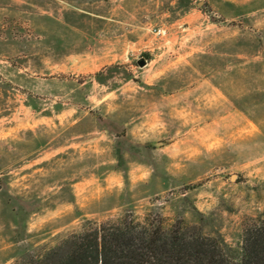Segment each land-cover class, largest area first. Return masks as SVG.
I'll list each match as a JSON object with an SVG mask.
<instances>
[{
	"label": "rangeland",
	"instance_id": "obj_1",
	"mask_svg": "<svg viewBox=\"0 0 264 264\" xmlns=\"http://www.w3.org/2000/svg\"><path fill=\"white\" fill-rule=\"evenodd\" d=\"M126 212L264 220V0H0V264Z\"/></svg>",
	"mask_w": 264,
	"mask_h": 264
},
{
	"label": "trees",
	"instance_id": "obj_2",
	"mask_svg": "<svg viewBox=\"0 0 264 264\" xmlns=\"http://www.w3.org/2000/svg\"><path fill=\"white\" fill-rule=\"evenodd\" d=\"M18 264H264V220L248 227L234 249L183 220L166 228L159 219L126 212L104 222L87 220L81 231Z\"/></svg>",
	"mask_w": 264,
	"mask_h": 264
},
{
	"label": "water",
	"instance_id": "obj_3",
	"mask_svg": "<svg viewBox=\"0 0 264 264\" xmlns=\"http://www.w3.org/2000/svg\"><path fill=\"white\" fill-rule=\"evenodd\" d=\"M138 63L141 67H143L147 64V61L145 59H141ZM236 177H237L236 174L232 175V179H235Z\"/></svg>",
	"mask_w": 264,
	"mask_h": 264
},
{
	"label": "built area",
	"instance_id": "obj_4",
	"mask_svg": "<svg viewBox=\"0 0 264 264\" xmlns=\"http://www.w3.org/2000/svg\"><path fill=\"white\" fill-rule=\"evenodd\" d=\"M159 32H161V30H159Z\"/></svg>",
	"mask_w": 264,
	"mask_h": 264
}]
</instances>
